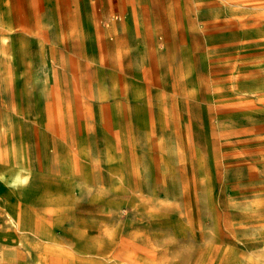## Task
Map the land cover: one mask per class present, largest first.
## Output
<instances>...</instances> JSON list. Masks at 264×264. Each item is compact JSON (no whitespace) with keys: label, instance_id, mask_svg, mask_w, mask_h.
<instances>
[{"label":"rangeland","instance_id":"374dc122","mask_svg":"<svg viewBox=\"0 0 264 264\" xmlns=\"http://www.w3.org/2000/svg\"><path fill=\"white\" fill-rule=\"evenodd\" d=\"M0 264H264V0H0Z\"/></svg>","mask_w":264,"mask_h":264},{"label":"bare ground","instance_id":"6f19581e","mask_svg":"<svg viewBox=\"0 0 264 264\" xmlns=\"http://www.w3.org/2000/svg\"><path fill=\"white\" fill-rule=\"evenodd\" d=\"M12 163V162H11ZM14 165V164H13Z\"/></svg>","mask_w":264,"mask_h":264}]
</instances>
